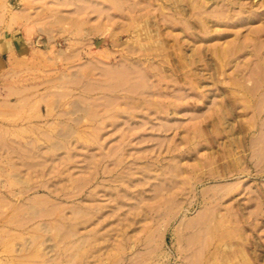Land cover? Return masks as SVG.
Segmentation results:
<instances>
[{
  "label": "rangeland",
  "instance_id": "obj_1",
  "mask_svg": "<svg viewBox=\"0 0 264 264\" xmlns=\"http://www.w3.org/2000/svg\"><path fill=\"white\" fill-rule=\"evenodd\" d=\"M83 1L0 0V264H264V0Z\"/></svg>",
  "mask_w": 264,
  "mask_h": 264
},
{
  "label": "crops",
  "instance_id": "obj_2",
  "mask_svg": "<svg viewBox=\"0 0 264 264\" xmlns=\"http://www.w3.org/2000/svg\"><path fill=\"white\" fill-rule=\"evenodd\" d=\"M0 19V83L9 74L11 67L24 55L26 38L20 27H9L8 17ZM22 34L23 37H20Z\"/></svg>",
  "mask_w": 264,
  "mask_h": 264
},
{
  "label": "bare ground",
  "instance_id": "obj_3",
  "mask_svg": "<svg viewBox=\"0 0 264 264\" xmlns=\"http://www.w3.org/2000/svg\"><path fill=\"white\" fill-rule=\"evenodd\" d=\"M66 1V0H65ZM79 1V0H78ZM81 1H83V0H81ZM85 1V0H84ZM84 1L82 2V3H84ZM92 2L93 3V5L95 6L94 8V10L95 11H97L96 10V8L97 9H100L101 8V6H102V4H103V2H101L100 0H87V2ZM190 1V0H189ZM211 1L212 0H206L205 2H202L201 0H192V2H193V4L195 5V8L194 9H198V10H200L201 8H204L205 10H208L209 8V3H211ZM86 2V1H85ZM191 2V3H192ZM213 2V1H212ZM222 2H225V4L222 6L223 8H222V12L223 13H226L227 11H226V8L228 7H232V8H234V7H242V3H243V0H222ZM116 3V2H115ZM85 4V3H84ZM88 4V3H87ZM137 4H138V2H137ZM140 4V3H139ZM148 4V3H147ZM83 5V4H82ZM93 5H92V7H93ZM192 5V4H191ZM91 6V5H90ZM89 6V7H90ZM243 6H244V4H243ZM77 7V6H76ZM84 7V6H83ZM88 6H86L85 7V9L86 8H89ZM119 7H120V5H119ZM230 7V8H231ZM91 8V7H90ZM231 8V9H232ZM82 9H84V8H82ZM102 9V8H101ZM101 9L98 11V12H100L99 14H101ZM120 9V8H119ZM216 9V8H215ZM93 10V8H92V12L94 11ZM103 10V9H102ZM105 11L107 10V9H104ZM103 10V11H104ZM121 10V9H120ZM230 10V9H229ZM84 11V10H83ZM94 11V12H95ZM102 11V12H103ZM109 11V10H108ZM211 12H213L212 10H210ZM215 11V10H214ZM82 12V11H81ZM97 12V13H98ZM209 12V11H208ZM218 12H219V10H218ZM221 12V13H222ZM220 13V12H219ZM220 13V14H221ZM105 14H107V11H106V13ZM219 14V15H220ZM222 15V14H221ZM231 15V14H230ZM108 16V15H107ZM106 16V17H107ZM223 16L226 18V16H225V14H223ZM111 16H109L108 18L110 19H104V20H98V21H96V24H95V26H93L95 29H97V31L98 32H100V31H102L103 29H105V31L106 32H108V31H111L112 33H116V31L119 29V28H123L121 25L120 26H116L115 24H116V22H115V20L113 19V18H110ZM200 23H201V25L202 26H205V27H210V24H213L212 23V21L210 20V19H208V18H201L200 17ZM59 20V19H58ZM61 20V19H60ZM60 23V22H59ZM130 23H131V21H130ZM130 23H129V25L127 26V27H130ZM196 24H197V22H196ZM132 25V24H131ZM93 28V29H94ZM125 28V27H124ZM261 42V41H260ZM260 42H258V43H260ZM134 43V42H133ZM132 43V44H133ZM130 45V44H129ZM260 45H261V43H260ZM131 46V45H130ZM128 48H130V47H128ZM131 48H134V46L132 47L131 46ZM130 48V49H131ZM132 50V49H131ZM144 50V49H143ZM141 52V51H140ZM227 52V51H226ZM240 51L239 50H237V52L235 53V54H237V53H239ZM253 52V51H252ZM228 53V52H227ZM253 53H255L256 55L258 54L259 55V57H260V55H261V50H259V49H255V51L253 52ZM257 55V56H258ZM231 56V55H230ZM256 56V57H257ZM229 62H231V61H229ZM228 64H231V63H228V62H225L224 63V65H228ZM236 79V78H235ZM246 87V86H245ZM80 106V105H79ZM86 109V108H85ZM79 110V109H78ZM77 110V111H78ZM80 111V110H79ZM84 111V110H83ZM68 139V138H67ZM89 182V181H88ZM56 206V205H55ZM37 214V213H36ZM79 214V213H78ZM45 231H46V229H45Z\"/></svg>",
  "mask_w": 264,
  "mask_h": 264
}]
</instances>
